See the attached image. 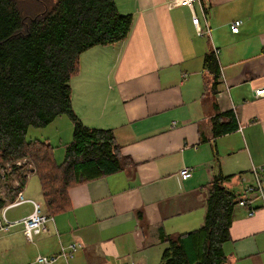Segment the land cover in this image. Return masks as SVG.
I'll return each mask as SVG.
<instances>
[{"label":"crops","instance_id":"crops-1","mask_svg":"<svg viewBox=\"0 0 264 264\" xmlns=\"http://www.w3.org/2000/svg\"><path fill=\"white\" fill-rule=\"evenodd\" d=\"M115 2L133 16L131 30L123 41L81 54L71 80L72 104L85 125L114 130L126 164L71 187L70 208L52 214L33 242L21 225L0 231V264H40L38 254H58L71 244L72 255L52 264H161L164 235L203 225L205 187L216 177L217 160L230 176L226 186L237 193L253 183V167L264 174V94H256L264 89V0H201L194 12L173 0ZM194 14L210 34L198 33ZM238 19L235 33L231 25ZM215 49L219 75L204 65ZM228 113L238 128L216 136L214 117L228 120ZM49 128L41 139L52 143L61 163L73 122L62 116ZM34 176L35 168L21 189L24 196ZM252 197L253 213L241 205L234 212L231 240L224 245L228 264H264V205L258 194ZM32 211L26 202L7 217L17 220Z\"/></svg>","mask_w":264,"mask_h":264},{"label":"trees","instance_id":"trees-1","mask_svg":"<svg viewBox=\"0 0 264 264\" xmlns=\"http://www.w3.org/2000/svg\"><path fill=\"white\" fill-rule=\"evenodd\" d=\"M132 24L133 16L122 14L115 0H0V170L12 164L13 171L0 181V209L14 201L34 168L50 215L70 208L71 187L123 169L127 160L114 130L89 127L75 113L71 80L84 51L123 41ZM204 65L219 75L214 52L205 55ZM62 116L73 122V133L60 163L52 143L29 137V131ZM226 116L214 117L216 136L238 128L235 115ZM23 159L32 169L16 168ZM215 164L216 177L205 187L203 225L164 235L161 264H228L224 245L243 194L226 186L230 176Z\"/></svg>","mask_w":264,"mask_h":264},{"label":"built area","instance_id":"built-area-1","mask_svg":"<svg viewBox=\"0 0 264 264\" xmlns=\"http://www.w3.org/2000/svg\"><path fill=\"white\" fill-rule=\"evenodd\" d=\"M174 3L180 6L189 7L194 12V5L201 0H173ZM192 22L195 25L198 33L210 34V28L208 27L206 31H204L203 27L200 23V18L194 14L192 18ZM242 24V20H235L231 29L233 32L237 33L240 31V26ZM219 49H215V54H219ZM257 96L264 94V89L258 90L256 92ZM22 161H18L17 165L20 166ZM263 170L261 167H253L252 174L254 177V181L251 185H247L245 188V193L242 195L239 201V205L246 206L250 209V212L253 213L255 211V207L252 206L253 203V194H258L261 198L264 205V174H262ZM181 175L184 179H187L190 175V171L188 168L184 167L181 169ZM29 202L33 205V211L17 220H10L7 217V212L9 209L19 206L23 203ZM54 220V217L49 213L45 212L43 206L40 202L35 199L26 198L22 190H20L17 194V197L14 201L7 203L5 207L0 209V231H7L13 226L21 225L23 229V233L26 239L30 242H33L35 237L40 235L43 231L47 229V224L49 221ZM70 250H76V245L71 244L68 247H61V251L58 254L46 255V254H38L35 258V261L40 264H52L55 263L61 256L68 258L72 254L68 252ZM129 264H136L131 262Z\"/></svg>","mask_w":264,"mask_h":264},{"label":"rangeland","instance_id":"rangeland-1","mask_svg":"<svg viewBox=\"0 0 264 264\" xmlns=\"http://www.w3.org/2000/svg\"><path fill=\"white\" fill-rule=\"evenodd\" d=\"M67 117V116H66ZM65 119H67V118H65ZM61 126V125H60ZM59 127V126H58ZM50 128H49V126H47V127H44V128H40V129H38V128H31L30 129V131H29V137H33V138H38V137H44V136H46V135H49V133H50ZM41 131V132H40ZM16 164H17V162H16ZM32 163H31V161L30 160H28V159H23L22 160V162H21V164H20V166L18 165L16 168L17 169H21V170H23V171H25V169H27L28 167H30L31 169H32ZM12 164H7V165H5L1 170H0V181L3 183V182H5V177H6V175L8 174V173H10L11 171H12ZM21 167V168H20ZM13 172V171H12ZM11 172V173H12ZM15 185L16 186H18L19 185V182L18 181H15ZM29 187H28V190H27V193H26V195L25 196H28V195H32V196H35L34 198H36L35 200H37V201H42L41 199H40V193H41V191H40V188H41V185H40V182H39V178L37 177V176H34V177H32V179L30 180V183H29V185H28ZM241 188V187H240ZM239 188V189H240ZM1 192L2 193H5V189H2L1 190ZM245 192H244V190H243V193L242 194H244ZM38 194V195H37ZM2 195H4V194H2ZM1 195V196H2ZM202 223H200L199 225H197V226H200Z\"/></svg>","mask_w":264,"mask_h":264}]
</instances>
